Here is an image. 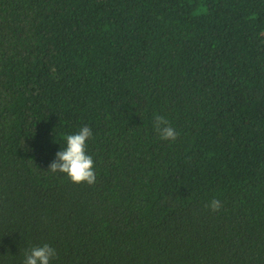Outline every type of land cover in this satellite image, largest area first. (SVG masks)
I'll return each instance as SVG.
<instances>
[{
	"label": "trees",
	"instance_id": "16d2710c",
	"mask_svg": "<svg viewBox=\"0 0 264 264\" xmlns=\"http://www.w3.org/2000/svg\"><path fill=\"white\" fill-rule=\"evenodd\" d=\"M84 126L92 185L48 170ZM44 244L264 264V0H0V264Z\"/></svg>",
	"mask_w": 264,
	"mask_h": 264
},
{
	"label": "clouds",
	"instance_id": "9594fccd",
	"mask_svg": "<svg viewBox=\"0 0 264 264\" xmlns=\"http://www.w3.org/2000/svg\"><path fill=\"white\" fill-rule=\"evenodd\" d=\"M154 128L159 133L161 140L175 141L179 133L171 126L169 120L161 115L154 114ZM92 138V130L84 126L76 134L67 135L66 147L56 153L55 159L49 165L48 170L53 173L66 174L75 184L87 183L92 185L96 181L94 161L87 154V142ZM221 204L213 199L210 208L219 210ZM56 257V251L48 244L35 246L26 253L23 264H50Z\"/></svg>",
	"mask_w": 264,
	"mask_h": 264
}]
</instances>
